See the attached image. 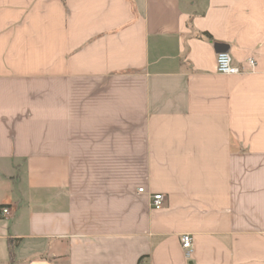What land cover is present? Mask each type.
Instances as JSON below:
<instances>
[{
    "label": "crops",
    "instance_id": "0c3cea01",
    "mask_svg": "<svg viewBox=\"0 0 264 264\" xmlns=\"http://www.w3.org/2000/svg\"><path fill=\"white\" fill-rule=\"evenodd\" d=\"M0 264H264V0H0Z\"/></svg>",
    "mask_w": 264,
    "mask_h": 264
},
{
    "label": "built area",
    "instance_id": "2783aa9c",
    "mask_svg": "<svg viewBox=\"0 0 264 264\" xmlns=\"http://www.w3.org/2000/svg\"><path fill=\"white\" fill-rule=\"evenodd\" d=\"M216 65L217 71L222 74L232 75V74H239L245 72L246 69L244 67H238L233 64L232 57L229 52L221 51L217 54L216 57ZM248 68L254 70L256 66V60L254 57H249L247 60ZM139 192H144V188H139ZM166 202V195L164 193H154L151 195V204L153 209L161 210L164 208ZM10 209L5 207L2 210V215L8 216L10 215ZM182 247L186 250L187 255H190L193 245L194 239L193 235L190 233H184L181 236Z\"/></svg>",
    "mask_w": 264,
    "mask_h": 264
},
{
    "label": "trees",
    "instance_id": "16d2710c",
    "mask_svg": "<svg viewBox=\"0 0 264 264\" xmlns=\"http://www.w3.org/2000/svg\"><path fill=\"white\" fill-rule=\"evenodd\" d=\"M13 253L12 249H11V254Z\"/></svg>",
    "mask_w": 264,
    "mask_h": 264
}]
</instances>
